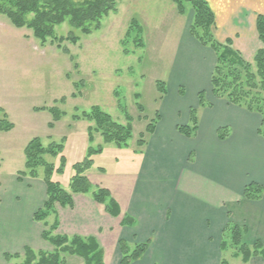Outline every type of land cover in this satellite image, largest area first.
Instances as JSON below:
<instances>
[{
    "label": "crops",
    "instance_id": "1",
    "mask_svg": "<svg viewBox=\"0 0 264 264\" xmlns=\"http://www.w3.org/2000/svg\"><path fill=\"white\" fill-rule=\"evenodd\" d=\"M210 1L219 40H232L234 48L246 58L255 56L262 46L256 22L257 16L264 14V0ZM190 26L173 64L174 82L159 99L156 129L147 134L137 153L133 151L137 160L130 174L120 176L106 166L91 168L87 173L95 187L110 191L121 216L109 215L91 195H75L73 208H57L54 215L60 222L59 234L97 239L106 264L104 247H109L119 264L120 239L130 246L150 242L143 258L133 264H221V245L229 225L247 229L246 244L260 241L264 247V195L260 201L244 197L249 184L264 188V137L258 133L261 116L213 95L211 76L216 56L191 36ZM203 69L206 84L200 86ZM201 92H206L210 106H199ZM191 109H197L198 129L188 138L177 128L190 124ZM221 128L229 129L225 140L218 136ZM104 149L98 156H105L107 150L114 154L115 169L119 165L117 155L126 149L113 145ZM16 179L29 193L30 209L26 214L17 211L11 190L18 184H11L7 199L11 197L15 204L8 205L10 210L0 223V257L44 243L46 249L41 251L49 252L51 245L42 238L45 228L33 220L47 199L43 176ZM26 193H17L15 198ZM0 196L3 207L4 198ZM124 215L135 221L133 227L122 226ZM5 241L9 243L5 245Z\"/></svg>",
    "mask_w": 264,
    "mask_h": 264
},
{
    "label": "rangeland",
    "instance_id": "2",
    "mask_svg": "<svg viewBox=\"0 0 264 264\" xmlns=\"http://www.w3.org/2000/svg\"><path fill=\"white\" fill-rule=\"evenodd\" d=\"M206 1L212 9L211 1ZM117 3V12L103 18L102 28L91 35H83L68 22L56 27L58 38L79 37L75 44L53 40L43 43L33 36L31 30L14 27L6 16L0 14V109L14 125L12 131L0 132V195L4 198L3 207L2 199L0 204V223L4 221L11 203L16 202L17 211L21 210V214L30 209L29 193L20 184L22 182L17 183L16 178L19 172L25 170L24 150L32 139L41 138L45 145L51 142L64 145L65 171L54 179L67 191L75 174L73 166L87 157L90 147L106 146L100 134H96L94 143L89 142L88 128L92 124L73 121L72 117L77 113L90 112L97 106L111 115L114 121L126 125V111L132 118L133 126L129 148L117 155L119 165L115 169L112 168L115 165L112 160L114 154L108 150L103 157H93L92 169L106 166L109 172L126 176L135 166L137 155L133 151L138 152L140 135L145 134L147 125L155 120L159 110L161 95L157 81L162 82L166 90L170 89V82H174L173 64L179 56V47L184 33L192 24L194 13L187 6L186 14L180 16L171 0H118ZM133 24L136 26L132 30ZM214 36L219 43L226 42L219 40L216 32ZM138 39L143 41V47ZM244 59L255 66L254 56ZM203 62L206 65L208 58ZM205 70H202L198 80L200 86L206 84ZM74 83L82 84L77 90ZM74 93L77 98H72ZM63 98L65 103L61 102ZM41 108H58L64 113L54 130L49 128L52 114L48 110H36ZM0 118L3 119V115L0 114ZM48 159L56 167L60 165L59 158ZM39 172L43 175V169ZM16 183L18 185L14 186ZM11 184L14 186L11 191L15 202L11 201V197L7 199ZM20 192L27 193L16 199L15 195ZM54 219V215L49 217L50 225L57 220ZM59 228L56 233H59ZM8 243L4 242L5 245ZM45 245H37L33 250L46 249ZM49 249L53 250L52 247ZM104 249L108 254V264H118L109 247ZM23 253L24 249L8 253L20 256L10 261H6L3 254L0 264H22ZM236 253V250H229L224 253L223 259L230 264H242L241 257H236ZM66 259L67 264H82L75 257L67 256ZM249 264H264V258L255 257Z\"/></svg>",
    "mask_w": 264,
    "mask_h": 264
},
{
    "label": "trees",
    "instance_id": "3",
    "mask_svg": "<svg viewBox=\"0 0 264 264\" xmlns=\"http://www.w3.org/2000/svg\"><path fill=\"white\" fill-rule=\"evenodd\" d=\"M177 8L179 15L186 14L187 6H190L194 16L190 26V34L202 46L210 48L216 55V65L211 76L212 93L218 99H224L229 104L243 108L249 112H255L261 116L259 135L264 137V14L257 16L256 28L262 48L254 56V64L248 63L243 55L233 47L232 40L219 43L214 32L217 29L215 14L206 0H171ZM118 0H0V14L6 16L12 25L18 29H28L39 41L46 43L48 40L62 43L71 41L77 43L79 37L70 35L68 38H58L56 27L68 22L69 25L80 30L83 35H91L102 28L101 22L112 12H117ZM136 25L133 24L132 30ZM130 36V31H129ZM143 47V41H137ZM67 54V50H64ZM125 53L129 55L128 51ZM78 66L76 65V68ZM82 83H74L77 90ZM79 86V88H78ZM157 89L161 98L167 94L165 85L157 81ZM138 97V95H137ZM72 98H77L74 93ZM66 99L61 100L65 103ZM199 106L207 107L210 104L206 101L204 92L199 94ZM143 111V108L139 106ZM37 111L48 110L52 114V122L49 128L54 129L56 123L64 116L58 108H41ZM0 132H10L14 125L7 120L6 115L0 109ZM127 124H120L113 120L112 116L104 112L100 107H93L90 112L75 114L72 119L75 122L87 121L92 124L88 128L89 142L95 141V135L103 137L104 144H112L118 149H126L130 146L132 139V118L125 111ZM191 122L186 126H178L177 130L185 137H192L198 129L197 109H191ZM159 114L155 120L146 127L145 134L151 135L156 129ZM145 134L140 135L137 144L142 147L145 144ZM229 129L218 130L220 140L228 137ZM104 147H90L87 157L73 166L74 176L69 183V190L64 189L54 179L55 175H61L65 171L66 158L64 156V145L51 142L45 145L41 138L32 139L24 150L25 170L19 172L18 180L24 178L37 179L40 177V169H43V180L47 190V199L43 207L38 210L33 220L42 223L45 230L42 238L53 248L52 251H34L27 247L24 249L22 264H67L66 257H75L82 261V264H106L105 253L97 239L83 238L80 236L69 237L56 233L59 222L56 220L49 224V217L57 214V207L73 208L75 195H91L97 204L105 207V211L113 216H121V208L112 197L109 190L94 186L86 176L93 165V157L103 153ZM59 158L60 165L49 161L48 158ZM264 195V188L257 184H249L244 191V197L251 201H260ZM1 204V196H0ZM135 221L128 215L122 219L123 227H133ZM247 229L237 225H229L225 231L221 250L226 253L229 250H236V257H241L242 264H249L255 257L264 258V247L260 241L253 245L245 243L244 238ZM121 259L119 264H133L143 258L147 252L150 242L130 246L127 241L120 239L118 242ZM20 258L18 254H5L6 261L12 258ZM221 264H230L226 259Z\"/></svg>",
    "mask_w": 264,
    "mask_h": 264
}]
</instances>
